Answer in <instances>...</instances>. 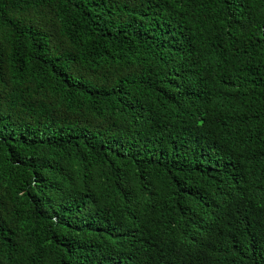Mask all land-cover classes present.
<instances>
[{
  "label": "trees",
  "instance_id": "16d2710c",
  "mask_svg": "<svg viewBox=\"0 0 264 264\" xmlns=\"http://www.w3.org/2000/svg\"><path fill=\"white\" fill-rule=\"evenodd\" d=\"M0 264H264V0H0Z\"/></svg>",
  "mask_w": 264,
  "mask_h": 264
}]
</instances>
